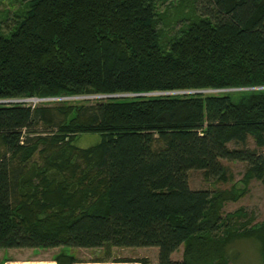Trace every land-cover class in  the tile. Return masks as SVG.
<instances>
[{
	"label": "trees",
	"instance_id": "16d2710c",
	"mask_svg": "<svg viewBox=\"0 0 264 264\" xmlns=\"http://www.w3.org/2000/svg\"><path fill=\"white\" fill-rule=\"evenodd\" d=\"M19 2L0 15V249L155 246L158 264H231L246 238L264 262V221L224 213L245 188L189 181L225 179L223 159L264 181V0ZM30 98L54 101L15 102ZM82 133L102 139L80 147Z\"/></svg>",
	"mask_w": 264,
	"mask_h": 264
},
{
	"label": "rangeland",
	"instance_id": "374dc122",
	"mask_svg": "<svg viewBox=\"0 0 264 264\" xmlns=\"http://www.w3.org/2000/svg\"><path fill=\"white\" fill-rule=\"evenodd\" d=\"M175 0H173L174 2ZM19 0H2L0 1V15L2 18L6 14L12 18L19 9ZM165 5H159V11H164ZM114 96V95H111ZM97 95L91 97H80L94 100ZM23 99L15 102H27V104L35 105L39 102L54 101L53 99L40 98ZM100 133H82L78 135L75 143L80 147H88L101 141ZM231 146H234L231 144ZM248 146L257 148L253 138L249 139ZM257 151L264 155V147L257 148ZM226 167L225 179H217L207 176L203 170L190 171V186L193 189H225L231 185L238 183L242 189L245 188V195L238 201H227L224 206V213L233 212L238 208H245L248 212L255 215V224L264 221V181L258 178H248L244 180V174L248 168V164L244 161L222 160ZM245 183V184H243ZM62 251L74 253L78 261L74 264H139V263H115L112 260L116 258H147L149 264H158V247H135V248H113L111 253L107 254L102 248L99 249H70L64 247H56L49 249H0V264H58L54 259ZM229 251L231 256V264H264L259 253V244L250 239H242L235 241L230 245ZM183 256V246H181L174 254L175 259H181ZM101 259V260H100ZM103 259V260H102ZM106 260V261H105Z\"/></svg>",
	"mask_w": 264,
	"mask_h": 264
},
{
	"label": "bare ground",
	"instance_id": "6f19581e",
	"mask_svg": "<svg viewBox=\"0 0 264 264\" xmlns=\"http://www.w3.org/2000/svg\"><path fill=\"white\" fill-rule=\"evenodd\" d=\"M18 264H31V263H18ZM39 264H42V263H39Z\"/></svg>",
	"mask_w": 264,
	"mask_h": 264
},
{
	"label": "built area",
	"instance_id": "2783aa9c",
	"mask_svg": "<svg viewBox=\"0 0 264 264\" xmlns=\"http://www.w3.org/2000/svg\"><path fill=\"white\" fill-rule=\"evenodd\" d=\"M32 99H33V98H32ZM32 99H31V100H32ZM15 101H16V100H15Z\"/></svg>",
	"mask_w": 264,
	"mask_h": 264
}]
</instances>
